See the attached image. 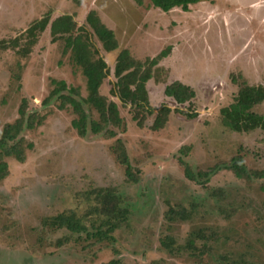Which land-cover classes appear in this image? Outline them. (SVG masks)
<instances>
[{
  "label": "rangeland",
  "instance_id": "1",
  "mask_svg": "<svg viewBox=\"0 0 264 264\" xmlns=\"http://www.w3.org/2000/svg\"><path fill=\"white\" fill-rule=\"evenodd\" d=\"M91 10L118 43L106 52L94 40L111 69L101 93L118 104L124 120L115 137L81 136L72 125L77 114L71 106L42 105L52 79L79 87L83 97L88 93L85 76L70 53H63L64 39L53 41L50 24L28 56L0 53V130L19 117L23 98L29 111L45 115L40 126L23 132L33 145L25 161L8 157L9 174L0 180V264H264V179L239 178L222 167L200 177L202 183L186 174L187 167L203 172L237 155L249 169L264 171V131H231L221 119V109L238 93L235 79L264 86V0H204L189 11L167 12L152 0H0V40L48 13L51 22L70 14L86 25ZM123 49L139 61L168 51L147 82L153 114L140 111L143 125L133 119L135 109L111 91ZM18 65L19 81L12 74ZM175 80L194 88L191 103L166 97L165 85ZM164 105L171 112L155 130ZM256 110L264 113V102ZM117 139L125 145L131 177L112 149ZM99 187L116 188L128 202V221L113 239L83 234L80 241L63 243L69 232L44 226L45 217L81 210ZM177 203L192 208L193 216L169 220L166 213ZM199 229L189 246L190 233ZM166 236L171 250L161 243Z\"/></svg>",
  "mask_w": 264,
  "mask_h": 264
},
{
  "label": "trees",
  "instance_id": "2",
  "mask_svg": "<svg viewBox=\"0 0 264 264\" xmlns=\"http://www.w3.org/2000/svg\"><path fill=\"white\" fill-rule=\"evenodd\" d=\"M200 1L204 0H152V4L166 12L176 7L189 11L191 4ZM49 24L53 41L64 39L63 53H70L72 62L85 76L88 93L86 97H83L79 87L68 86L64 80L52 79L53 88L42 101V105L49 107L50 104L56 102L60 108L71 106L72 111L77 114V117L72 120V125L81 136H86L89 132L102 134L106 138L117 136V129L122 127L124 120L120 116L118 104L101 93L102 84L110 75L111 69L94 40L96 37L106 52L116 50L118 43L115 32L107 28L95 10L87 13L86 25H79L74 16L70 14L58 16L51 22V15L48 13L34 20L19 35L1 39L0 53L12 50L18 56H28ZM167 55L168 51L163 50L154 58L139 61L126 49L118 52L114 66V75L117 80L111 91L124 104H130L131 109H135L133 119L139 125H143L145 119V116H140V111L153 114L148 99L147 82L155 77L153 68L158 69L159 61ZM20 70L21 67L18 65V71L12 73H15L14 77L18 81L21 78ZM159 70L164 71L165 69L159 68ZM156 79L159 80L157 76ZM234 81L238 83L239 90L233 101L221 109L222 124L225 128L235 132L247 133L258 129L264 131V113L256 110V107L264 102V86L251 85L245 80L240 83L236 79ZM164 93L166 97L172 98L179 105L191 103L196 97L194 88L179 80L166 84ZM176 110L184 113L178 108ZM94 112L98 113V118H94ZM170 112V107L166 105L161 107L152 125L153 129L162 128ZM187 115L194 117L198 114L187 113ZM44 119L45 115L40 114L38 109L29 111L27 99L23 98L19 108V117L13 122L6 123L0 130V180L9 174L7 158L14 157L23 162L26 159L27 150L33 147L32 142L27 140L23 132L40 126ZM112 149L118 160L125 165L126 174L131 177L133 175L132 165L123 141L117 139ZM220 167L232 170L239 178L264 179V171L249 169L239 155L234 156L229 164H218L203 172H194L187 167L186 174L191 179L202 183L200 177L209 178ZM261 188L264 190V183ZM83 204L85 206L81 210L66 209L56 215L43 218L42 222L49 228L69 232L70 235L65 237V240H61L63 243L66 240L73 242L76 237L75 240L80 241L83 234L87 238L102 241L113 239L114 232L128 221L130 215L127 200L114 187L94 188ZM191 209H187L184 204L177 203L169 208L166 216L169 220L191 218L193 216ZM201 231L199 229L190 233L189 246L194 245ZM172 242L170 236H166L161 241L162 245L169 249L172 247ZM107 264H119V261L111 260Z\"/></svg>",
  "mask_w": 264,
  "mask_h": 264
}]
</instances>
